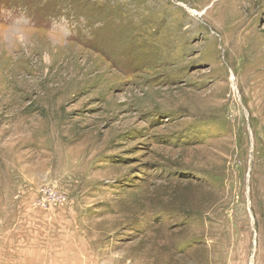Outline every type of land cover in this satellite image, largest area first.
<instances>
[{
	"label": "rangeland",
	"instance_id": "obj_1",
	"mask_svg": "<svg viewBox=\"0 0 264 264\" xmlns=\"http://www.w3.org/2000/svg\"><path fill=\"white\" fill-rule=\"evenodd\" d=\"M263 50L264 0H0V264H264Z\"/></svg>",
	"mask_w": 264,
	"mask_h": 264
},
{
	"label": "bare ground",
	"instance_id": "obj_2",
	"mask_svg": "<svg viewBox=\"0 0 264 264\" xmlns=\"http://www.w3.org/2000/svg\"><path fill=\"white\" fill-rule=\"evenodd\" d=\"M194 14H196L195 12H194ZM252 26H253V23L251 24V25H249V27L251 28V31H250V33H255V30H252ZM263 44V43H262ZM262 44H261V46H262ZM261 50H262V48H261ZM264 51V50H263ZM243 53V52H242ZM239 54V55H241V57L242 56H244L243 54ZM260 54H262V51L260 52ZM239 55H237V57H239ZM251 60V59H250ZM245 61V60H244ZM242 62V61H241ZM240 62V63H241ZM252 62V68H253V70H256L257 68H258V66H261V65H264V57H263V55L262 56H259V57H257L256 59H254V60H252L251 61ZM235 72V71H234ZM236 75V74H235ZM234 75V80H235V83H236V87H237V90H239V87H240V85H239V83H238V80H237V76H235ZM239 78V77H238ZM241 80H243V79H241ZM242 83H243V81H242ZM241 83V86L243 87V86H245V85H243ZM248 83H250V84H252V85H248ZM246 86L248 87L249 86V88L250 89H252L253 87H254V85H253V81L252 80H249V76H248V78H247V80H246Z\"/></svg>",
	"mask_w": 264,
	"mask_h": 264
}]
</instances>
